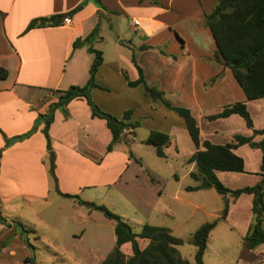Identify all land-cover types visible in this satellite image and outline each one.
Returning a JSON list of instances; mask_svg holds the SVG:
<instances>
[{
  "label": "crops",
  "instance_id": "1",
  "mask_svg": "<svg viewBox=\"0 0 264 264\" xmlns=\"http://www.w3.org/2000/svg\"><path fill=\"white\" fill-rule=\"evenodd\" d=\"M80 1L0 0V67L6 72L0 77V264H27L30 260L31 246L25 240L29 238L17 224L27 221L16 213L23 208L20 199L25 205L34 199L45 201L53 188L57 195L77 194L83 200L94 201L100 188L117 181L128 167L129 158L123 150L113 145L106 149L109 130L102 118L90 115L85 99L80 96L64 105L66 113L60 107L52 111L47 128L53 155V175L50 173L43 117L37 114L47 112L48 104L57 98V89L83 84L88 77L92 53L85 45L71 47L76 36L82 37L95 27L91 40L94 47L95 42L102 41L100 23L109 17L112 52L105 58L104 47H98L102 61L94 72L96 85L89 94L101 109L117 116L125 108H131L133 115L132 107L140 113L146 111L147 104V109L152 107L146 98L141 99L142 84L129 85L123 75L128 79L137 76L131 53L146 83L162 89L166 99L188 107L191 113L196 109L205 116L234 100L242 99L246 104L252 100L244 99L229 68L213 56L215 45L203 16L216 0H100L102 6L97 0H85L69 14L68 23L24 29L30 18L68 10ZM230 95L235 97L230 100ZM153 104L162 109L158 100ZM212 105L216 109H209ZM235 115L213 119L225 121ZM177 126L182 132L184 124ZM133 129L123 130L120 139L128 141ZM248 129L249 132L243 133H251ZM171 136L169 143L174 140ZM198 137L200 141L206 139L199 127ZM244 146L250 147L243 143L233 151L237 153ZM250 149L260 157L257 147ZM187 162H191L190 166L194 164ZM244 164L243 159V170ZM252 168L258 171V167ZM239 195L228 198L223 219ZM70 197L76 206V199Z\"/></svg>",
  "mask_w": 264,
  "mask_h": 264
},
{
  "label": "rangeland",
  "instance_id": "2",
  "mask_svg": "<svg viewBox=\"0 0 264 264\" xmlns=\"http://www.w3.org/2000/svg\"><path fill=\"white\" fill-rule=\"evenodd\" d=\"M99 27L102 41L95 42L94 47L102 45L105 58H108L112 52L109 47L112 34L109 17L102 20ZM106 72L110 73L109 69ZM143 96L141 99L146 98L153 109H147V104L146 111L140 113L132 107L134 113L132 115L130 112V119L138 121L134 132L128 135V141L120 139L113 144V148L123 150L129 158L128 167L117 181L100 188L94 202L103 203L118 213L134 231H138L143 222L167 226L173 235L181 238V242L175 245L179 254L193 262L194 246L187 238L200 223L219 214L222 196L213 187L186 188V185L196 182L188 174L194 164L190 166L191 162L185 160L186 154L194 150V145L184 127L181 132L177 126L183 124L182 118L161 101L158 100L161 103L160 110L157 104H153L157 99L145 94ZM231 97L235 96L230 95L228 99L232 100ZM213 107L209 109H216ZM246 108L255 127H263L264 97L248 100ZM192 113L202 137L212 142L227 141L233 132H249L238 114L223 121L221 118L201 116L196 109ZM151 128L167 131L169 136L173 133V142L164 147L165 156L157 155L152 145L142 141ZM237 153L245 160V170L215 172L218 179L229 188L249 185L258 179V173L252 171V167H258L257 152L244 146L237 149ZM248 198L249 194L241 193L227 217L217 220L211 228L202 253L203 264H264V241L253 248L246 247L242 241L250 220ZM19 201L23 208L17 209L16 213H20L22 219H27L26 224H22L27 228L25 233L31 243L27 264H97L113 246L114 222L98 209L77 200L75 206L72 197L57 195L53 188L49 190L45 201L30 200L27 206L22 199ZM138 240L141 246L145 244L144 239ZM120 249L129 252V243H122Z\"/></svg>",
  "mask_w": 264,
  "mask_h": 264
},
{
  "label": "trees",
  "instance_id": "3",
  "mask_svg": "<svg viewBox=\"0 0 264 264\" xmlns=\"http://www.w3.org/2000/svg\"><path fill=\"white\" fill-rule=\"evenodd\" d=\"M84 1L81 0L73 7L62 12L34 16L27 21L24 29L33 26L59 24L63 15L76 11L83 5ZM97 3L102 6L100 0H97ZM203 19L214 41L213 56L215 60L229 68L231 75L243 92L244 99L264 97V0H216L212 9L204 14ZM94 33L95 27L84 36H76L71 41V47L85 45L86 49L92 53L86 81L83 84H69L63 89H57V98L48 104L47 112L37 114V116L43 117L42 132L45 136L46 147L49 150L51 175H53V155L50 149L47 128L55 107H60L66 113L64 105L70 99L83 97L89 107L90 115L102 118L109 130L110 138L106 144L107 150L111 149L112 145L120 140L123 130L132 129L138 124L136 119H130L131 108L124 109L117 116L101 109L90 97L89 90L96 85L93 75L102 61L101 50L91 45ZM144 46L142 45V47ZM130 57L136 68L137 76L134 79H128L123 74L127 84H142L145 95L161 101L166 107L174 109L182 118L187 134L195 146V149L188 154L186 160L194 163V169L190 170L188 174L196 182L186 185V188L213 187L222 196V206L216 217L200 223L187 238L188 242L194 246L193 262H189L176 249L175 245L181 242V238L173 235L167 226L143 222L138 231H134L124 218L110 210L105 204L83 200L77 194L62 193L73 196L78 202L90 208L100 210L105 217L112 219L114 222L113 246L97 264H203L202 253L205 249L209 231L217 220L225 217L229 202L228 196L236 198L240 193L251 194L250 220L242 235L243 244L248 248H253L263 242L264 126L253 127L244 100H234L222 105L219 110L206 114L205 117L212 119L236 113L244 120L245 125L251 129V133L233 132L231 139L224 142H212L208 139L200 141L195 117L190 109L184 105L170 102L163 96L162 89L146 83L141 67L135 61L134 54L131 53ZM5 73V69L0 67V77H4ZM256 134L260 136L258 139L253 138ZM142 141L152 145L157 155L165 156L164 147L169 144L170 136L165 131L149 129ZM243 143L250 147H257L260 151L257 171L259 178L252 184L229 188L218 179L215 169L243 171V159L233 151L234 148ZM17 224L23 231L27 230L20 222H17ZM139 238L146 240L144 245L139 244ZM25 240L28 245H31L27 239ZM124 242L129 243L130 251L128 253H124L120 249V245Z\"/></svg>",
  "mask_w": 264,
  "mask_h": 264
},
{
  "label": "built area",
  "instance_id": "4",
  "mask_svg": "<svg viewBox=\"0 0 264 264\" xmlns=\"http://www.w3.org/2000/svg\"><path fill=\"white\" fill-rule=\"evenodd\" d=\"M61 21H62L63 23H68V22L70 21V16H69V14H65V15H63L62 18H61Z\"/></svg>",
  "mask_w": 264,
  "mask_h": 264
}]
</instances>
